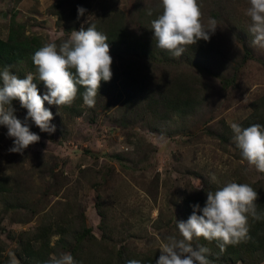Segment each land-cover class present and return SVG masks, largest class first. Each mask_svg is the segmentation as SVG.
Segmentation results:
<instances>
[{
	"label": "rangeland",
	"instance_id": "obj_1",
	"mask_svg": "<svg viewBox=\"0 0 264 264\" xmlns=\"http://www.w3.org/2000/svg\"><path fill=\"white\" fill-rule=\"evenodd\" d=\"M77 1L0 0V39L15 23L18 37L59 45L109 12L121 16L115 21L130 40L157 44L151 21L161 13L160 0ZM199 2L205 22L217 21L210 39L197 41L203 55L185 46L179 58L168 53L145 60L124 44L112 46V77L100 86L94 107L84 104L82 86L71 105L45 102L54 133L42 132L26 119L20 101H12L14 115L40 140L10 152L14 138L0 125V178L6 187L0 191V264H10L9 252L19 264H48L64 253L89 264H142L160 255V238H182L177 222H186L190 205L207 199V192L247 183L258 193L256 202L261 200L264 173L242 157L230 127L251 113L252 103L264 100V48L252 43L249 0ZM78 8L86 11L77 23ZM6 66L19 78L32 73L39 93L47 92L28 56L0 60V70ZM172 82L196 88L180 111L149 100L150 91L169 90ZM192 245L208 248L213 264H264L259 253L224 254L200 238Z\"/></svg>",
	"mask_w": 264,
	"mask_h": 264
},
{
	"label": "clouds",
	"instance_id": "obj_2",
	"mask_svg": "<svg viewBox=\"0 0 264 264\" xmlns=\"http://www.w3.org/2000/svg\"><path fill=\"white\" fill-rule=\"evenodd\" d=\"M247 15L251 19L250 33L252 43L264 48V0H249ZM161 13L151 21L157 46L167 50L175 58L181 57L185 46L194 45L199 40L208 41L217 29V21L208 18L205 22L199 0H160ZM86 10L78 8V14ZM152 16L153 10L148 9ZM108 37L98 31L95 24L85 30L72 31L70 37L59 45L48 42L32 56L37 68L38 78L47 89L44 95L39 93L34 75L28 73L19 78L6 66L0 70V125L8 129V136L14 138L10 152H22L29 145L40 140V136L31 132L26 123L15 115L12 101L18 99L27 109V118H31L42 132L54 133L56 126L51 123L53 112L45 107L71 105L83 86V102L94 107L101 81L112 77ZM74 70V71H73ZM233 141L242 152V157L256 170L264 173V126L253 124L242 128L238 123L230 124ZM214 180L215 177H212ZM257 191L247 183H227L216 191L207 192L203 208L193 205V213L186 222H177L181 239L175 236L160 238V255L156 264H213L207 258L209 249L194 248V238L217 241L223 252L226 246L238 245L249 239L248 219H264L257 212ZM197 212H202L198 215ZM10 264H19L15 253L9 252ZM48 264H76L70 253L53 256ZM127 264H141L138 260H129Z\"/></svg>",
	"mask_w": 264,
	"mask_h": 264
},
{
	"label": "trees",
	"instance_id": "obj_3",
	"mask_svg": "<svg viewBox=\"0 0 264 264\" xmlns=\"http://www.w3.org/2000/svg\"><path fill=\"white\" fill-rule=\"evenodd\" d=\"M80 3L86 4V1H81ZM109 14H110L109 12H107L105 15L104 13H102L101 18L89 22L86 25V29L90 26V24H95L97 29L102 27L101 28L102 33L108 37L107 42L109 44V47L110 48L112 46L114 47V48L112 47V50L120 48L119 45L121 43V44H124L126 51L128 53L132 52V54L135 57L137 58L140 57V59L147 60V59H151L154 56L156 57L157 55H161V54L167 55L168 53L169 55H171V53L168 52L167 50H163L159 48L157 44L153 43L152 40H149V42L145 41L143 43H141L140 40H135V41L130 40L131 36L129 35V31L125 28L123 24L120 25L118 24V22H116L117 20L121 19V16L118 14H115V15H109ZM79 16L80 15L77 12L76 14H74V17L76 18V20L79 19ZM115 16H117L119 19L118 18L115 19ZM77 23H78V20H77ZM13 24L14 25H12V28L6 40L0 39V60L2 61L6 60L8 62H16L28 56L29 58H31V62H33L32 56L43 45L39 42V38L37 36L18 37L19 34L17 33L16 27H19V26L15 23ZM143 39L145 40L146 38H143ZM132 42L134 43L133 45H132ZM197 45H199L198 42L196 43V45H188L189 47L186 46L188 47L189 52H191L196 57L198 55L204 54L199 49V46ZM30 54H32L31 57H30ZM104 82L106 81H101L100 86H102ZM175 84L176 83L172 82L171 86H174L176 88L171 87L169 88V90L167 89L166 91L165 90H159L157 92L150 91L149 100H154L156 104L161 105V108L164 107L168 109L170 107L174 111H180L181 105L189 104V101H190L189 95L196 88H193L192 87L193 85H190L191 83L189 82L178 83L177 85ZM134 95H136L134 92L133 94L129 93L127 97L131 99ZM262 103H264L263 99L261 101L258 99L256 102L252 103L251 113L241 123H239V125L242 128L249 127L253 124H260L264 126V107H262ZM237 150L240 153H242L239 148H237ZM4 183H5L4 179L0 178V191H4L6 189ZM189 199L190 198H188L187 201H189ZM196 199L197 201L190 205L191 214L193 213V207H192L193 205L199 204L200 207L203 208L207 200V199H203L202 197L196 198ZM256 204H257V212L259 214H264V196L261 198L260 201L256 202ZM197 214L202 215V212H197ZM248 224H249V237L250 238L241 242L238 245L226 246V249L224 250V254H239V256H243L245 254H250L252 252H255V253H259L262 257H264V219L254 220L251 216H249ZM200 239L202 241H207L203 238H200ZM207 242H210V241H207ZM210 243L218 246L217 241H211ZM158 258H159V255L151 256L148 259L142 261V264H156V261L158 260ZM76 264H89V263L78 262L76 260ZM102 264H113V263L105 262Z\"/></svg>",
	"mask_w": 264,
	"mask_h": 264
}]
</instances>
